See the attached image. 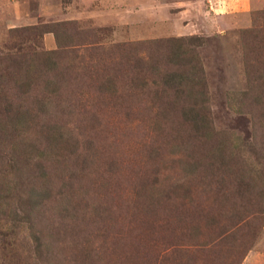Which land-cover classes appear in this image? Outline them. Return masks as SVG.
I'll list each match as a JSON object with an SVG mask.
<instances>
[{
  "label": "rangeland",
  "instance_id": "374dc122",
  "mask_svg": "<svg viewBox=\"0 0 264 264\" xmlns=\"http://www.w3.org/2000/svg\"><path fill=\"white\" fill-rule=\"evenodd\" d=\"M0 264H264V0H0Z\"/></svg>",
  "mask_w": 264,
  "mask_h": 264
},
{
  "label": "trees",
  "instance_id": "16d2710c",
  "mask_svg": "<svg viewBox=\"0 0 264 264\" xmlns=\"http://www.w3.org/2000/svg\"><path fill=\"white\" fill-rule=\"evenodd\" d=\"M178 75H179V73H178ZM181 84V81H178L177 82V85L179 86ZM190 110H192V109H190ZM194 110V109H193ZM194 112H195V114L197 113V110H194ZM26 117H24V116H13L12 118H11V126H17V127H19L20 126V123H22L23 121H24V119H25ZM9 122H10V119H9ZM197 122H199V120L198 119H196V120H193V123H197Z\"/></svg>",
  "mask_w": 264,
  "mask_h": 264
},
{
  "label": "crops",
  "instance_id": "0c3cea01",
  "mask_svg": "<svg viewBox=\"0 0 264 264\" xmlns=\"http://www.w3.org/2000/svg\"><path fill=\"white\" fill-rule=\"evenodd\" d=\"M9 1L12 2L14 6L18 7V9H20L25 2V0H9ZM241 4L246 6L248 4V0H241Z\"/></svg>",
  "mask_w": 264,
  "mask_h": 264
}]
</instances>
